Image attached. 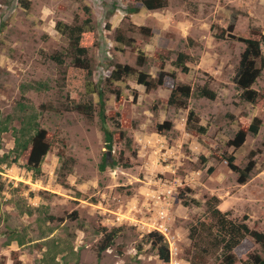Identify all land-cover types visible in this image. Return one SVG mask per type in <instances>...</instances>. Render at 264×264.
<instances>
[{"label":"rangeland","instance_id":"obj_1","mask_svg":"<svg viewBox=\"0 0 264 264\" xmlns=\"http://www.w3.org/2000/svg\"><path fill=\"white\" fill-rule=\"evenodd\" d=\"M166 1L165 9L145 10L137 0H0V264H162L151 246L138 249L153 231L166 238L171 264H220L222 250L200 225L210 221L214 196L231 219L247 215L250 229L264 234V109L243 102L234 82L245 50L237 38L264 34V0ZM85 7L95 31L89 58L97 92L82 101L95 105L93 120L66 109L78 72L69 38L57 29L81 24ZM181 53L190 58L187 74L176 66ZM58 55L62 65L52 59ZM124 66L149 82L163 75V84L148 89L135 76L114 82ZM206 84L214 101L199 95ZM184 86L191 99L170 105L172 90ZM253 88L264 97V71ZM190 111L205 134L187 128ZM255 119L259 133L235 144ZM40 131L50 151L37 174L28 164ZM106 154L132 167L102 172ZM230 157L240 170L251 168L245 183ZM182 195L201 205H184ZM101 226L121 234L98 261ZM244 250L264 259V246L251 237Z\"/></svg>","mask_w":264,"mask_h":264},{"label":"trees","instance_id":"obj_2","mask_svg":"<svg viewBox=\"0 0 264 264\" xmlns=\"http://www.w3.org/2000/svg\"><path fill=\"white\" fill-rule=\"evenodd\" d=\"M141 5V8L145 10H157L165 9L167 7L166 0H137ZM86 14L85 20L81 24L67 25L62 22L57 24V29L60 33L67 35L71 44V48L74 51V58L72 61L74 69L78 74L71 77L68 82V91L66 95L67 99V111L77 112L90 120H93L96 115V108L93 102H83L82 97L88 95H95L97 92V86L92 81L93 70L91 60L89 58V51L95 46V31L93 28V20L91 17L89 7L84 8ZM237 23L236 15L233 16L229 25V33L235 30ZM142 31H146L145 28ZM1 32V30H0ZM224 35H220L219 38H223ZM236 39V38H234ZM238 41L245 45V50L241 54L239 67L237 69L234 82L237 89L241 92L240 98L243 102L252 106L264 109V97L260 95L253 87L257 80L261 77L264 71V34L260 35L259 39H253L249 36L240 35L237 38ZM122 44L125 42V38H118ZM141 59L139 65L144 64V54L141 53ZM56 62L62 65L61 55L54 56ZM190 58L184 53L178 55L176 60L177 68L181 69L183 73H189L190 69L186 65ZM120 69L114 71L112 77L114 82H120L126 76H135L139 85H146L148 89L161 86L164 81V76L161 75L159 79L153 82H149L148 74L139 72L134 73V70L128 66L119 67ZM153 83V84H150ZM199 95L202 98L214 101L217 97L216 92L211 90L206 84L199 90ZM192 97L191 88L188 86L175 88L172 90L169 98V104L179 105L186 104ZM100 123L102 131L104 133V142L106 149L110 152L114 150V135L107 128L108 117L105 114L104 105L101 101V110L99 112ZM119 125V124H118ZM260 121H255L249 126H244L238 133L236 141L237 145H243L245 142L246 134L252 133L257 135L259 133ZM162 129V127H160ZM171 124H166L163 129L169 130ZM187 128L196 129L201 134L207 132V128L201 126L198 123L197 116L194 111H190L187 119ZM122 134V133H121ZM131 143V140H129ZM32 152L29 159V168L34 170L37 174L41 172L44 159L50 151V143L47 140L43 131H40L36 137L32 140ZM229 166L232 171L237 172L240 175L239 183L243 184L249 179V171L251 168L240 170L235 164V158L230 157L228 160ZM131 168L132 164L117 161L115 159L109 160L106 156L103 158L100 164V171L104 172L107 168L116 169L117 167ZM182 201L184 205H196L200 206V202L194 198L188 199L182 195ZM220 199L216 196L211 197L207 201L208 213L210 221L202 222L200 225L203 227L216 241L218 247L222 250L223 261L220 264H264V259L257 254H249L244 250L247 238L251 237L257 243L264 246V234L256 230L250 229L246 221L249 219L247 215L243 217L241 222H237L230 218V212H223L220 208ZM76 215V214H75ZM75 217V216H74ZM54 220V218H51ZM62 221V219L60 220ZM102 238L97 245V259L100 261L103 254L112 249L116 240L120 237L121 229H108L101 226ZM195 233V230H194ZM197 242V241H196ZM144 245H149L153 250L157 251V255L162 264H171V250L170 246L164 237L158 231L149 233L142 239L138 249L143 250ZM199 257V256H198ZM196 257V259L198 258ZM200 258V257H199ZM194 264H199L194 261Z\"/></svg>","mask_w":264,"mask_h":264}]
</instances>
